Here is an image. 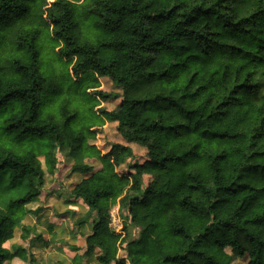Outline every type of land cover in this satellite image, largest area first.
Masks as SVG:
<instances>
[{"label":"trees","instance_id":"16d2710c","mask_svg":"<svg viewBox=\"0 0 264 264\" xmlns=\"http://www.w3.org/2000/svg\"><path fill=\"white\" fill-rule=\"evenodd\" d=\"M46 30L97 115L115 122L107 152L89 145L95 125L81 126L70 100L44 112L55 85L41 65ZM263 86L264 0H0V107L14 134L0 174L27 185L0 204V264H39L22 219L45 187L40 157L56 173L60 151L86 175L69 193L89 207L77 224L90 223L84 254L99 263L264 264ZM99 156L98 170L84 161ZM118 201L124 234L111 225Z\"/></svg>","mask_w":264,"mask_h":264},{"label":"rangeland","instance_id":"374dc122","mask_svg":"<svg viewBox=\"0 0 264 264\" xmlns=\"http://www.w3.org/2000/svg\"><path fill=\"white\" fill-rule=\"evenodd\" d=\"M51 32V33H50ZM41 65L42 70L47 76L55 81L52 92L47 97L43 106L44 112L56 111L61 102L65 99L70 100V106L79 110L80 116L78 123L85 125H95L93 129L96 131L95 136L87 135V142L97 145L102 152H107L111 144L119 139V133L115 122L97 115L98 107L94 106L95 101L90 93L83 91L78 81L70 71L69 63L58 52V43L52 38V30L44 31L41 39ZM84 83L82 86H85ZM104 89L114 90L115 87L111 81H104ZM91 92H94L91 90ZM259 102H264V86L261 88L257 96ZM108 108L117 106V101H111L104 104ZM6 111L4 107H0V145L4 147H12V137L5 128ZM59 163L56 173H51L46 165L45 157L41 156L43 168L46 175L45 195L37 198L30 205L26 206L28 211H33L39 217V223H35L34 231L28 240L29 250L33 253L36 260L41 264H101L97 260V254L85 255V238L79 239L76 234L89 232L91 230L90 223H86L83 227L77 224L78 218L85 216L88 212V205L81 198H75L69 191L75 181H79L84 175L71 172V166L77 162V157L65 155L64 152L58 153ZM83 155H81L82 157ZM145 157L143 149L137 151L136 156L132 159L142 161ZM81 159V158H80ZM82 160V159H81ZM84 161L94 165L95 169L104 166L103 161L99 157H85ZM127 168L119 166L118 171L124 172ZM149 177L146 176V181ZM27 190L25 180H19L12 183L6 172L0 174V204L3 205L10 198L21 197ZM49 194H54L58 200L50 202L47 200ZM55 202V203H54ZM51 204L54 209V215L43 212V206ZM30 209V210H29ZM32 209V210H31ZM25 215V217L27 216ZM111 225L118 233L124 234L123 226L125 222H130V217L125 207L118 203L111 210ZM52 216V217H51ZM25 217L22 224H25ZM32 226V225H30ZM34 227V226H33ZM132 230H136L132 226ZM34 235L32 236V234ZM23 229L17 226L13 238L6 242V246L11 250H15L19 243L22 242ZM32 237V238H31ZM74 246H77L76 249ZM231 252V249H228ZM77 257L72 258V254ZM127 252L124 247L119 249V256H126ZM17 260V259H16ZM247 258H237L233 264H242Z\"/></svg>","mask_w":264,"mask_h":264},{"label":"crops","instance_id":"0c3cea01","mask_svg":"<svg viewBox=\"0 0 264 264\" xmlns=\"http://www.w3.org/2000/svg\"><path fill=\"white\" fill-rule=\"evenodd\" d=\"M84 177H86V175H84ZM84 177H82L81 179H83ZM80 179V180H81ZM79 180V181H80ZM75 182H77V181H75ZM75 182H73V184L75 183ZM43 195H45V188H44V190H43V193H42ZM42 196V195H41ZM47 200H49L50 202H52V201H55L56 203L58 202V200L57 199H55V195L54 194H49L48 196H47ZM38 201V200H37ZM54 202V203H55ZM33 203V202H32ZM44 208H43V212H45V213H47V214H51L52 216L54 215V209H53V206L51 205V204H49V205H47V204H45L44 206H43ZM30 210V209H29ZM32 210V209H31ZM51 216V217H52ZM39 223L40 221H39V217L36 215V213H34L33 211H30V212H28V214H27V216L25 217V224L26 225H32V226H34V228H35V223ZM24 224V223H23ZM89 232H91V230L89 231ZM89 232H87V233H89ZM81 233H82V230L79 232V234H76L75 236L76 237H78L79 235H81ZM34 235V233L32 234V236ZM32 238V237H31ZM81 238H82V235H81ZM79 239H80V236H79ZM27 244H28V242H27ZM73 256H72V258L74 259L75 257H77V254H76V252H75V254H72ZM36 259V258H35ZM36 262H38L39 264H41V262H39V261H37L36 260Z\"/></svg>","mask_w":264,"mask_h":264}]
</instances>
